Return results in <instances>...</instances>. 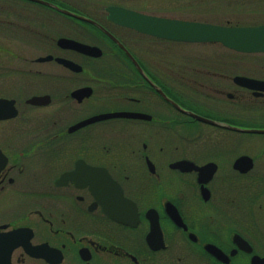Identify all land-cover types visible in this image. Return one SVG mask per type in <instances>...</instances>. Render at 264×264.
I'll return each mask as SVG.
<instances>
[{
    "label": "flooded vegetation",
    "instance_id": "1",
    "mask_svg": "<svg viewBox=\"0 0 264 264\" xmlns=\"http://www.w3.org/2000/svg\"><path fill=\"white\" fill-rule=\"evenodd\" d=\"M189 24L264 0H0V264H264V52Z\"/></svg>",
    "mask_w": 264,
    "mask_h": 264
},
{
    "label": "water",
    "instance_id": "2",
    "mask_svg": "<svg viewBox=\"0 0 264 264\" xmlns=\"http://www.w3.org/2000/svg\"><path fill=\"white\" fill-rule=\"evenodd\" d=\"M111 12L114 10L112 8H109ZM125 12V11H122ZM188 28L194 30L193 32L197 33L195 34H189L185 36H174L179 37L181 39L185 40H195V41H201V40H221L225 45L232 47L239 51H245V52H264V26L256 27V28H237L232 29L231 31H228L226 35H228V39H225L223 37V33L219 30V28L216 27H204L198 24L194 25H187ZM210 30V33L207 31H202V28ZM223 32V31H222ZM231 35V36H230ZM74 41H72L73 43ZM73 47L76 49H79L83 52H90V48L86 45L79 44L74 42ZM126 51V50H125ZM126 53L129 55V53L126 51ZM132 60H134L131 55H129ZM241 78V77H239ZM113 115H120L119 113H113ZM239 131L242 132H256V133H264V129H243L237 127ZM249 158L239 157L236 161V164L240 167L242 166V171H246L250 167ZM90 172L93 174H98L99 172H102L100 169L96 167H89ZM104 173V172H103ZM106 176L108 173L105 171Z\"/></svg>",
    "mask_w": 264,
    "mask_h": 264
},
{
    "label": "rangeland",
    "instance_id": "3",
    "mask_svg": "<svg viewBox=\"0 0 264 264\" xmlns=\"http://www.w3.org/2000/svg\"><path fill=\"white\" fill-rule=\"evenodd\" d=\"M203 51L199 50V49H191L190 50V55H194V56H198L200 54H202ZM243 58V57H241ZM245 59V58H243ZM248 59L250 60H258L260 62H264V55H251L248 57ZM238 139H239V150H238V154L240 153H244L245 151H247L245 148L249 149L248 147L250 146H256V147H260L258 149V151H260V153L264 152V136L259 135V134H239L238 135ZM245 147V148H244ZM262 147V148H261ZM260 164V160L257 163V166ZM260 172H264L262 170V168L258 169Z\"/></svg>",
    "mask_w": 264,
    "mask_h": 264
}]
</instances>
